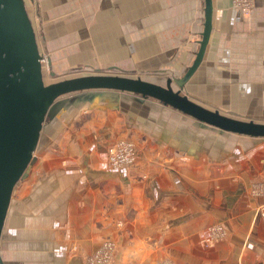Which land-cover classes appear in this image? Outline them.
I'll use <instances>...</instances> for the list:
<instances>
[{
	"label": "crops",
	"instance_id": "1",
	"mask_svg": "<svg viewBox=\"0 0 264 264\" xmlns=\"http://www.w3.org/2000/svg\"><path fill=\"white\" fill-rule=\"evenodd\" d=\"M134 1L94 0V29L107 62L95 69L135 71L161 83L182 76L200 45L205 0H141L166 10L149 32L134 21ZM212 5L205 53L182 91L223 112L264 121V0H255L248 14L233 0ZM76 8L85 15L82 5ZM136 39L149 45L137 53ZM147 58L146 67L137 66ZM54 61L48 63L56 73ZM60 98L64 103L41 129L31 165L39 156L36 178L21 187L25 195H15L16 184L12 191L0 237L4 264H93L87 255L107 240L113 245L104 264H264V136L222 130L121 89ZM88 109L100 114L81 130L66 131L65 120L57 119ZM225 132L238 137L225 142ZM121 136L135 141V163L117 166L110 159L108 145Z\"/></svg>",
	"mask_w": 264,
	"mask_h": 264
},
{
	"label": "water",
	"instance_id": "2",
	"mask_svg": "<svg viewBox=\"0 0 264 264\" xmlns=\"http://www.w3.org/2000/svg\"><path fill=\"white\" fill-rule=\"evenodd\" d=\"M205 5L206 22L200 45L182 76H168L166 83H161L140 75L102 71L71 74L47 82L43 55L25 0H0V237L14 186L29 172L44 120L64 103L61 95L87 89L136 92L155 97L222 130L264 136V121L223 112L182 91L201 61L210 37L212 0H205ZM173 81L179 84L178 88H174ZM0 262L3 263L1 253Z\"/></svg>",
	"mask_w": 264,
	"mask_h": 264
},
{
	"label": "rangeland",
	"instance_id": "3",
	"mask_svg": "<svg viewBox=\"0 0 264 264\" xmlns=\"http://www.w3.org/2000/svg\"><path fill=\"white\" fill-rule=\"evenodd\" d=\"M26 8L29 11V16L31 21H33V25H35L36 37L39 43V50L42 56V65L44 68L45 80L47 82L56 80V78L71 76V74H82L87 72H114L112 69L105 67L102 70L95 69V66L104 67L107 62L104 57V49L106 47H102V39L97 36L98 30L94 29V26H98L94 18V0H25ZM162 2V1H161ZM156 3H142L141 0L134 1L132 3V14L134 16V21L140 22L141 26L146 27L149 32V26L152 24L153 28L157 26L156 18L158 15L161 17V14L166 12V10H158ZM164 4V2H162ZM255 4V2H254ZM82 5L85 9V15L78 14V9L76 6ZM255 7V6H254ZM253 10V9H252ZM176 10L172 11L174 15ZM252 12V11H251ZM75 13V14H74ZM125 15V13H122ZM85 20V24L83 21ZM156 21V22H155ZM155 22V23H153ZM149 29V30H148ZM44 35V38H43ZM192 36H196V34H192ZM197 37V36H196ZM192 38V37H191ZM135 42V46L137 47L136 52H140L139 48H146L149 44L145 43L143 47L142 42ZM87 46V47H80ZM122 47L128 49L127 43H121ZM156 47V43L154 45ZM153 46V47H154ZM154 49H157V47ZM131 50V49H130ZM128 52V51H127ZM134 52V50H133ZM136 53V54H137ZM130 54V52H129ZM138 55V54H137ZM53 57L57 59L54 61V66L58 71L53 75L51 73L52 68L48 63V57ZM65 60V61H64ZM139 60V58L137 59ZM149 58L140 60L137 66L146 67L148 65ZM54 70V69H53ZM121 72L120 70H117ZM116 71V72H117ZM114 72V73H116ZM126 73V72H124ZM144 76H155L159 74H146L144 72H140ZM129 74H135V71L130 72ZM136 75V74H135ZM204 91H208L212 89V86L209 85L203 88ZM208 94V93H207ZM225 104L230 103L227 99L223 100ZM222 102V101H220ZM224 105V104H223ZM226 112V111H225ZM100 114L99 109H88V111H82L80 114H72L65 113L59 114L57 119L65 120L64 130L73 131V129L81 130L85 127V122L92 117H98ZM246 117V116H242ZM55 119V120H57ZM55 125L50 126L51 132L57 130L58 128ZM54 133V132H53ZM223 134V140L226 142L227 140L233 142L234 137H238L237 135L231 132H225ZM119 138H122L119 137ZM118 139H114L108 145H112L114 142L118 141ZM128 138V137H127ZM132 140V139H131ZM135 142V141H133ZM40 150L36 151V155H39ZM137 157V156H136ZM137 159V158H136ZM135 159V161H136ZM39 156L35 160V164L33 167L31 166L30 172L28 174V180L25 178H21L19 183H16L15 195L23 196L26 192L20 190L21 187L25 188V186L29 187L31 184V178L34 180L37 176V170L40 168L38 165L40 161ZM132 162V163H135ZM31 173V174H30ZM18 184V185H17ZM26 184V185H25ZM25 190V189H24ZM264 213V211H262ZM8 226L12 225L11 218H8ZM96 253L95 250L92 253L88 254V258H92ZM90 259H88L89 261ZM90 262V261H89Z\"/></svg>",
	"mask_w": 264,
	"mask_h": 264
},
{
	"label": "built area",
	"instance_id": "4",
	"mask_svg": "<svg viewBox=\"0 0 264 264\" xmlns=\"http://www.w3.org/2000/svg\"><path fill=\"white\" fill-rule=\"evenodd\" d=\"M254 2L255 0H233L234 6L246 14L250 13L252 9H254ZM108 155L112 162L117 166L132 163L135 161L137 156L135 143L127 137L119 138L118 141L108 147ZM112 245V241L107 240L102 249L98 250L91 258V263L104 264L107 261L108 253L110 251L109 249Z\"/></svg>",
	"mask_w": 264,
	"mask_h": 264
},
{
	"label": "bare ground",
	"instance_id": "5",
	"mask_svg": "<svg viewBox=\"0 0 264 264\" xmlns=\"http://www.w3.org/2000/svg\"><path fill=\"white\" fill-rule=\"evenodd\" d=\"M49 61V60H48ZM43 70H44V68H43ZM44 76H45V74H44Z\"/></svg>",
	"mask_w": 264,
	"mask_h": 264
}]
</instances>
